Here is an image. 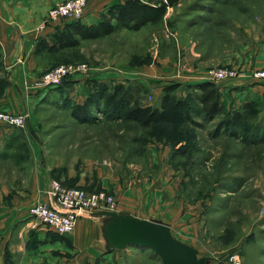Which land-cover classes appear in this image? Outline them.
<instances>
[{
	"label": "rangeland",
	"instance_id": "374dc122",
	"mask_svg": "<svg viewBox=\"0 0 264 264\" xmlns=\"http://www.w3.org/2000/svg\"><path fill=\"white\" fill-rule=\"evenodd\" d=\"M137 1L163 7L161 20L135 31L120 28L111 15L118 5L113 4L102 15L117 27L112 34L85 40L79 47L40 53L57 54L61 60L54 66L86 63L87 78L106 81H93L92 91L102 83L121 91L111 108H92L87 121L71 114L73 105H78L75 99L47 97L37 108L35 132H24L27 121L6 140L0 149V209L5 208L0 216L10 217L8 229L0 233V264H21L24 250L39 249L48 238L70 247L67 252L52 250L63 261L60 264H162L148 248L107 251L101 220L87 215L95 233L80 251L66 238L72 231L59 235L42 228L45 233L40 235L43 223L27 211L34 204L26 201L34 185L29 138L38 143L41 164L51 178L67 184L80 181L91 191L113 195L116 203L128 191L140 202L134 216L161 218L176 239L195 247L198 256L209 257V264H233L232 255L239 264H264V87H260L264 85L260 80H212L207 75L223 67L241 70L235 61L245 51L264 52V0ZM81 21L61 19L49 33L42 22L39 29L51 42L48 37L57 28ZM205 80L219 88L247 80V85L262 90L255 97L247 93L243 100H254L259 106L257 117L249 121L251 129L226 130L217 125L219 118L206 122L195 114L194 122L176 124L144 125L124 118L128 109L158 107L166 88L169 95L197 107L194 94L198 91L193 85ZM229 96L230 103L222 99L226 113L240 106L237 96ZM102 179L109 186H102ZM5 189L24 191L23 204L14 214L8 209L17 203L4 194ZM116 203L115 211L121 209ZM33 264L53 263L40 256Z\"/></svg>",
	"mask_w": 264,
	"mask_h": 264
},
{
	"label": "crops",
	"instance_id": "0c3cea01",
	"mask_svg": "<svg viewBox=\"0 0 264 264\" xmlns=\"http://www.w3.org/2000/svg\"><path fill=\"white\" fill-rule=\"evenodd\" d=\"M61 1L63 0H0V111L26 114L28 126L24 129V132H35V114L37 108L41 105V102L47 100V97L52 96L54 98H62L64 100L72 98L75 99L78 104H82L83 100H85V98H87L92 91L90 88L93 81L99 80V82H106L104 79H89L85 75L86 73H76L70 76L68 81L61 87L43 88L38 84L41 73L61 60L58 58L57 54H54L53 56H44L40 53H34L37 40L40 38L39 36L42 37L41 34L43 31H40L39 28L40 25H42L44 16L52 6L60 3ZM122 1L123 0H89L81 22L85 25L98 24L104 20V16L102 15L105 13L106 9H108L111 5L119 4ZM58 21L52 26H44V32L49 33L53 26L57 27L60 24ZM235 62H238V66L244 71L264 67L263 49H259L258 51H245V53H243V55ZM237 81L238 82H228L226 83L227 85H221L222 88H220V90L222 92V99L224 98L225 100L226 98L228 103H230L231 100L229 93L237 96V102L240 104V102L244 100L247 93L255 97L256 93L259 95L262 91L256 85H247V82H249L247 80ZM260 82L264 85V80H260ZM231 86H233V89H231ZM234 87L239 88H237V90L234 89ZM18 131V128L0 125V149L6 145V140L14 137L13 135L17 134ZM28 140L31 151L30 162L34 166V185L32 190L28 193V199L26 201L30 203H50L51 201L46 195V190L51 177L48 173H46L41 164L42 162L39 156L40 149L38 143L31 138ZM78 182L80 183V181ZM79 183H76L75 185L86 188L84 184L80 185ZM102 186H109L105 183L104 179H102ZM3 192L5 195H12L10 197H13V201L18 204H16L12 209H8V211L12 214L16 211L18 212L23 204V198L20 196L24 194V191L21 189L20 191L17 190V193H13V191L5 189ZM141 199L144 200V197ZM139 203H136V198H132V194L125 191L119 195L116 205L120 206L121 209L117 210V212L125 211L126 213L133 215L136 212L134 208H136ZM144 208L147 210L149 207H147L146 204V207ZM4 210L5 208L2 210L0 209V213L3 211L4 214ZM114 210H116V208ZM7 217L10 216H0V233H5L8 229ZM85 217V215L79 217L74 229L66 237L67 240H69V243L73 245L75 251H80L84 246H86V242L91 239V235L93 237L95 233V225ZM87 217L96 218V216H93L92 214L87 215ZM43 225L44 226L39 227L40 235H43L45 233V229L47 230L48 228L45 224ZM48 239H46V243L43 245L44 247L42 246L39 249L32 248L30 250H24L21 254L20 263L33 264L40 256L45 257L46 261H50L53 264H60V262H63L58 261L59 259H57V256L52 255V250L59 249L63 252H67V250H70V247L68 248L65 242H61L59 240L49 241ZM1 244H3V241L0 239V247ZM43 249H46V251L39 253V251ZM67 264L70 263L68 262Z\"/></svg>",
	"mask_w": 264,
	"mask_h": 264
},
{
	"label": "trees",
	"instance_id": "16d2710c",
	"mask_svg": "<svg viewBox=\"0 0 264 264\" xmlns=\"http://www.w3.org/2000/svg\"><path fill=\"white\" fill-rule=\"evenodd\" d=\"M164 11L163 7H153L137 0H127L113 7L111 15L118 23L117 27L135 31L147 23H158ZM117 27L105 20L96 25L73 22L63 29L57 28L55 32L51 33L48 37L51 42L40 37L41 39L37 40L34 53L50 52L52 51L51 49L62 51L79 47L85 40H95L112 34ZM67 81L68 79L64 80L58 87L63 86ZM193 86L198 91L194 94V99L199 104L197 107L186 104L183 98L176 99L174 96L169 95V89L166 88L158 107L147 106L128 109L124 112V118L138 121L144 125L155 123L176 124L194 122L192 115L195 114L206 122L219 118L217 125L226 128V130L231 131L237 127L244 128V130L251 129L249 121L256 118L259 113L257 102L254 100L243 101L239 107L231 110L230 113H226L220 88L213 81L205 80ZM109 88L107 84H100L87 96L84 103L73 105L71 114L78 120L87 121L92 108H96L99 105H106L111 108L121 88L112 87V90ZM63 184L75 185L64 182ZM85 189L91 191L90 189Z\"/></svg>",
	"mask_w": 264,
	"mask_h": 264
},
{
	"label": "built area",
	"instance_id": "2783aa9c",
	"mask_svg": "<svg viewBox=\"0 0 264 264\" xmlns=\"http://www.w3.org/2000/svg\"><path fill=\"white\" fill-rule=\"evenodd\" d=\"M88 1H61L47 11L43 25H51L61 19L81 21ZM87 71L86 63H62L44 71L38 84L43 88L58 87L70 76L76 73L85 74ZM207 75L212 80L225 78L264 80V67L246 71L234 67H223L209 70ZM26 117L27 115L23 113L0 111V125L21 129L26 126ZM46 195L51 202L34 203L29 207L28 213L59 235L71 232L79 217L92 214L97 210H114L116 203L115 197L111 194L102 191H88L78 185H65L57 178L49 179ZM229 260L233 264L240 262L234 255L230 256Z\"/></svg>",
	"mask_w": 264,
	"mask_h": 264
},
{
	"label": "water",
	"instance_id": "95a60500",
	"mask_svg": "<svg viewBox=\"0 0 264 264\" xmlns=\"http://www.w3.org/2000/svg\"><path fill=\"white\" fill-rule=\"evenodd\" d=\"M101 219V235L107 251L129 246L148 248L162 264H209L210 258L198 256L192 245L176 239L168 223L150 217L140 218L129 213L105 209L92 212Z\"/></svg>",
	"mask_w": 264,
	"mask_h": 264
},
{
	"label": "bare ground",
	"instance_id": "6f19581e",
	"mask_svg": "<svg viewBox=\"0 0 264 264\" xmlns=\"http://www.w3.org/2000/svg\"><path fill=\"white\" fill-rule=\"evenodd\" d=\"M96 218H98V219H100V220L102 219V218H100V217H96Z\"/></svg>",
	"mask_w": 264,
	"mask_h": 264
}]
</instances>
